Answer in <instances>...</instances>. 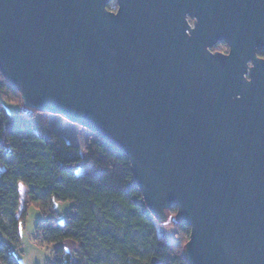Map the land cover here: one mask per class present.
<instances>
[{"label":"water","instance_id":"obj_1","mask_svg":"<svg viewBox=\"0 0 264 264\" xmlns=\"http://www.w3.org/2000/svg\"><path fill=\"white\" fill-rule=\"evenodd\" d=\"M259 52L264 0H0L23 105L126 154L158 223L190 227L189 264H264Z\"/></svg>","mask_w":264,"mask_h":264},{"label":"trees","instance_id":"obj_2","mask_svg":"<svg viewBox=\"0 0 264 264\" xmlns=\"http://www.w3.org/2000/svg\"><path fill=\"white\" fill-rule=\"evenodd\" d=\"M108 8L115 10L116 1ZM7 103L19 111L9 112ZM84 155L91 173L79 172ZM21 184L28 189L29 206L45 216L36 228L37 243L58 246L52 264H189L184 252L190 227L172 208L168 216L178 237L166 241L127 155L99 137L82 150L52 132L46 114L27 109L0 71V231L6 236L0 239V264H22L16 255L27 214L17 216ZM54 199L72 203L63 222L52 208ZM69 242L74 252L65 249Z\"/></svg>","mask_w":264,"mask_h":264},{"label":"rangeland","instance_id":"obj_3","mask_svg":"<svg viewBox=\"0 0 264 264\" xmlns=\"http://www.w3.org/2000/svg\"><path fill=\"white\" fill-rule=\"evenodd\" d=\"M217 48L221 51L224 50L225 43H219ZM7 109L11 113H17L19 107L14 104H6ZM46 119L49 124V129L52 132L58 133L65 137L71 144L79 145L83 150L85 145L90 139H95L97 136L83 128L81 126L72 124L66 119L58 115L46 114ZM81 174L91 173L92 168L85 163V155L83 164L79 170ZM28 189L26 185L21 184L19 193V211L17 216L26 214V219L21 223V246L20 250L16 251V255L19 257L22 264H52L55 261V249L54 247L40 246L36 241V228L40 221L45 217L43 212L35 205L29 206L27 201ZM53 210L56 212V216L59 222H63L66 215L72 209L71 202H60L54 199ZM160 233L165 237L168 243H175L177 241L176 231L179 230L178 226L174 222L173 216L170 215L168 221L161 224L159 227ZM6 236L0 231V239H5ZM66 250L74 252L76 249L72 243L64 244Z\"/></svg>","mask_w":264,"mask_h":264},{"label":"flooded vegetation","instance_id":"obj_4","mask_svg":"<svg viewBox=\"0 0 264 264\" xmlns=\"http://www.w3.org/2000/svg\"><path fill=\"white\" fill-rule=\"evenodd\" d=\"M117 9V8H116ZM115 9V10H116ZM191 23H192V21H191ZM225 49L224 50H219L218 48H217V45L212 49L214 52H216V51H220V52H223V53H228L229 52V47H228V45H226L225 44ZM258 55L260 56V57H263L264 58V53L263 52H259L258 53Z\"/></svg>","mask_w":264,"mask_h":264}]
</instances>
